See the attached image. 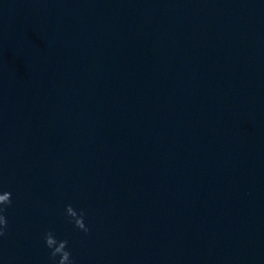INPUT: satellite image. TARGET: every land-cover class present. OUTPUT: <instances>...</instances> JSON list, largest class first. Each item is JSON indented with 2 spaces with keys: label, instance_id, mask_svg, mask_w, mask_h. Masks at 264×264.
<instances>
[{
  "label": "water",
  "instance_id": "1",
  "mask_svg": "<svg viewBox=\"0 0 264 264\" xmlns=\"http://www.w3.org/2000/svg\"><path fill=\"white\" fill-rule=\"evenodd\" d=\"M0 191V264H264V0H0Z\"/></svg>",
  "mask_w": 264,
  "mask_h": 264
},
{
  "label": "clouds",
  "instance_id": "2",
  "mask_svg": "<svg viewBox=\"0 0 264 264\" xmlns=\"http://www.w3.org/2000/svg\"><path fill=\"white\" fill-rule=\"evenodd\" d=\"M12 204V193L9 191H0V238L7 234L8 219L5 213ZM66 215L71 218L74 226L87 234L90 229L85 224V213L83 210L77 211L71 204L65 208ZM45 246L50 249V259L54 264H75L71 252L68 250V241L58 239L53 231H46L44 234ZM59 257V260H56Z\"/></svg>",
  "mask_w": 264,
  "mask_h": 264
}]
</instances>
